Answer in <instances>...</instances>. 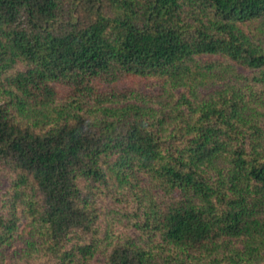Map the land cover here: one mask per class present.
<instances>
[{
    "label": "trees",
    "instance_id": "obj_1",
    "mask_svg": "<svg viewBox=\"0 0 264 264\" xmlns=\"http://www.w3.org/2000/svg\"><path fill=\"white\" fill-rule=\"evenodd\" d=\"M0 174V264H264V0H0Z\"/></svg>",
    "mask_w": 264,
    "mask_h": 264
},
{
    "label": "rangeland",
    "instance_id": "obj_2",
    "mask_svg": "<svg viewBox=\"0 0 264 264\" xmlns=\"http://www.w3.org/2000/svg\"><path fill=\"white\" fill-rule=\"evenodd\" d=\"M1 175V174H0ZM6 176L5 175H1L0 176V181L2 182L3 180H4V178H5ZM10 251V250H9ZM9 251H7V252H9Z\"/></svg>",
    "mask_w": 264,
    "mask_h": 264
}]
</instances>
